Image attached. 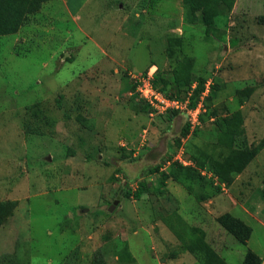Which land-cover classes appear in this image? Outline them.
<instances>
[{"label": "rangeland", "instance_id": "rangeland-1", "mask_svg": "<svg viewBox=\"0 0 264 264\" xmlns=\"http://www.w3.org/2000/svg\"><path fill=\"white\" fill-rule=\"evenodd\" d=\"M37 2L0 35V264H197L163 223L171 212L220 264H264V0H234L208 34L180 0ZM176 61L204 80L196 117L132 89L150 69L188 102ZM236 113V143L256 150L239 174L161 185L157 170L224 156L216 132ZM223 214L248 233L228 232Z\"/></svg>", "mask_w": 264, "mask_h": 264}, {"label": "trees", "instance_id": "trees-1", "mask_svg": "<svg viewBox=\"0 0 264 264\" xmlns=\"http://www.w3.org/2000/svg\"><path fill=\"white\" fill-rule=\"evenodd\" d=\"M233 1L234 0H180V5L183 10L184 21L203 24L206 27L205 33L208 34L214 18L228 12ZM37 4V0H0V35L13 32L15 26L22 22L21 20L25 17V14H32L37 10ZM173 54L172 50L169 49L167 57L171 58ZM189 73V65L183 64L180 61L173 63L171 78L174 85L178 88H190L193 85L190 97L188 98V107L193 109L203 91L204 80L199 77L192 79ZM154 76L153 80L154 78L156 80L157 77L156 75ZM155 80L152 82L153 87L163 93L162 88L165 87L166 83L161 81L162 88H156ZM132 87V89H134L133 85ZM221 124L225 126V129H217L216 133L222 135L227 141V146L225 147L226 154L216 160V158L213 159L212 157L207 158L204 153H201L200 160H193L194 167L197 169L195 171L192 167H184L179 164L176 165V169H171L166 173L157 170L156 172L160 175L161 185H163L167 179L175 183H180L181 185H187L189 182L190 184L198 183L201 182V172L214 176L218 182L217 185H227L235 175L243 170L252 160L256 150H249L245 146H242L240 142L236 143V139L242 137L240 116L238 113L233 114L225 118ZM182 134L183 136L186 135L185 130ZM225 144L226 143L222 145L224 146ZM139 195V189H137L132 194V197L137 199ZM200 198L201 197L196 196L194 200L196 199L198 202L201 201L199 200ZM179 217H177L174 212H171L163 218L162 221L169 228L171 233L179 239V242H181V251L189 252L195 258L197 264H220L216 255L203 243L200 237L201 231L183 222ZM217 220L234 236L237 235L236 231H243L245 234L249 231L239 220L227 214L220 215ZM180 228L184 230V238L177 236V232Z\"/></svg>", "mask_w": 264, "mask_h": 264}, {"label": "built area", "instance_id": "built-area-1", "mask_svg": "<svg viewBox=\"0 0 264 264\" xmlns=\"http://www.w3.org/2000/svg\"><path fill=\"white\" fill-rule=\"evenodd\" d=\"M146 72L144 77L138 78L132 76L134 82V93L144 103H146L152 110L165 111L169 110L172 112L182 113L185 116H195L198 113L199 103L191 109L188 107V102L179 101L175 98H170L163 95L161 92L156 90L152 85L154 72Z\"/></svg>", "mask_w": 264, "mask_h": 264}, {"label": "water", "instance_id": "water-1", "mask_svg": "<svg viewBox=\"0 0 264 264\" xmlns=\"http://www.w3.org/2000/svg\"><path fill=\"white\" fill-rule=\"evenodd\" d=\"M116 202H117V199H116V201L113 202V204H115ZM113 204H112V205H113ZM110 208H111V207H110Z\"/></svg>", "mask_w": 264, "mask_h": 264}]
</instances>
